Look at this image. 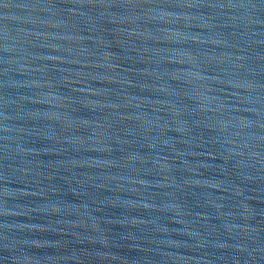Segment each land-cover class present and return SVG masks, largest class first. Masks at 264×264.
Instances as JSON below:
<instances>
[{
    "label": "water",
    "instance_id": "1",
    "mask_svg": "<svg viewBox=\"0 0 264 264\" xmlns=\"http://www.w3.org/2000/svg\"><path fill=\"white\" fill-rule=\"evenodd\" d=\"M0 264H264V0H0Z\"/></svg>",
    "mask_w": 264,
    "mask_h": 264
}]
</instances>
